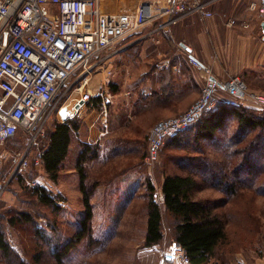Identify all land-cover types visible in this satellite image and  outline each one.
<instances>
[{
  "label": "rangeland",
  "instance_id": "1",
  "mask_svg": "<svg viewBox=\"0 0 264 264\" xmlns=\"http://www.w3.org/2000/svg\"><path fill=\"white\" fill-rule=\"evenodd\" d=\"M132 3L133 0H101L100 10L123 13L131 10ZM80 73L60 89L33 132L22 130L18 135V151L22 150L18 172L6 176L4 181L0 179V227L13 249L9 256L0 250V264H163L162 259L176 243L174 219L162 203L165 238L161 244L148 247V204L162 190L164 179L173 174L192 177L195 200L216 207L227 217L229 243L210 264H264V194H260L256 185H250L258 178L264 182V129L241 131L232 116L226 118L212 139L180 142V147L165 142L154 163L146 162L152 129L139 138L143 132L135 131L134 125L127 129L124 124L123 131L115 135L109 128L106 137L112 140L108 145L118 144L115 147L120 149L119 153L103 166L92 161L87 167H78L79 171L86 168L85 188L92 207V217L85 228L87 210L79 181L69 172L71 164H62L58 179L52 181L43 163L49 134L54 125L61 123L59 111L64 107L67 114H79L83 103L82 92L78 90ZM90 73L93 76L96 72L93 69ZM89 83L83 92L89 90ZM244 85L247 94L264 95L254 91V88L264 91V78L255 81L253 77ZM242 106L256 115H264V108L255 103ZM165 119L168 118L161 120ZM22 155L26 159L23 169L19 166ZM235 182L242 189L230 196L228 187ZM151 185L154 191L150 190ZM39 187L46 188L54 200L52 204L45 205L38 199L35 190ZM25 213L31 220L22 217ZM12 218L18 221L12 224ZM71 239L77 240L76 244L58 260V247ZM166 264L187 263L179 257Z\"/></svg>",
  "mask_w": 264,
  "mask_h": 264
},
{
  "label": "crops",
  "instance_id": "2",
  "mask_svg": "<svg viewBox=\"0 0 264 264\" xmlns=\"http://www.w3.org/2000/svg\"><path fill=\"white\" fill-rule=\"evenodd\" d=\"M204 1L212 17L189 13L168 27H162L166 20L158 18L102 52L95 58L101 60L102 67L88 82L90 100L82 101L79 114H67L64 107L59 111L60 124L70 126L68 150L60 166L71 164L69 172L79 181L80 192L88 176L85 167L84 171L81 169L83 174L78 167H87L92 161L103 166L119 153L120 149L115 147L118 144L108 145L112 140L106 137L110 131L115 135L123 131L124 124L127 129L134 125L135 131L143 132L139 138L145 137L153 124L194 104L209 75L220 82L239 76L246 85L253 77L255 81L264 78V17L252 7L259 0ZM230 21L234 24L230 25ZM191 57L204 70L194 67L189 61ZM108 70L112 71L110 77L106 76ZM254 91L264 94L262 88ZM228 95L231 96L220 90L221 100ZM198 124L169 137L166 143L180 147V142L199 143L214 138L204 137L196 127ZM57 125L49 134L46 148ZM20 131L0 146L1 181L18 170ZM57 179L50 176L52 181Z\"/></svg>",
  "mask_w": 264,
  "mask_h": 264
},
{
  "label": "built area",
  "instance_id": "3",
  "mask_svg": "<svg viewBox=\"0 0 264 264\" xmlns=\"http://www.w3.org/2000/svg\"><path fill=\"white\" fill-rule=\"evenodd\" d=\"M100 4L101 0H0V146L19 130L31 134L60 89L79 71L78 90L83 100H90L91 92L83 89L90 71L102 67L95 58L153 20L164 18L162 27H168L189 13L213 16L204 0H133L132 10L123 13H103ZM252 7L264 17V0ZM189 61L204 68L194 57ZM106 73L112 75L111 70ZM221 89L232 95L226 102L233 107L248 101L264 108V95L247 94L239 76L220 82L209 75L201 96L188 110L152 128L146 162L158 159L169 137L187 131L214 110ZM20 158V168H26L25 155ZM153 201L164 203L161 190ZM179 257L190 264L184 249L174 243L162 263Z\"/></svg>",
  "mask_w": 264,
  "mask_h": 264
},
{
  "label": "trees",
  "instance_id": "4",
  "mask_svg": "<svg viewBox=\"0 0 264 264\" xmlns=\"http://www.w3.org/2000/svg\"><path fill=\"white\" fill-rule=\"evenodd\" d=\"M229 94V93H228ZM228 98H231L228 95ZM227 97L219 100L214 110L208 113L202 122L196 127L204 137H214L215 133L223 126L226 118L232 116L238 123L239 130L264 129V115H256L253 111L241 107H233L226 102ZM246 101H244L245 103ZM248 102V101H247ZM195 126V125H194ZM192 127V126H191ZM70 126L58 124L55 132L50 135V146L45 149L43 163L45 170L51 177L57 178L60 164L63 161L70 140ZM83 174V171L80 169ZM83 179V178H82ZM264 194V182L258 178L250 183ZM154 187L151 185L150 190ZM164 195V205L166 211L174 219L173 239L180 245L189 259L190 264H210L222 252L223 246L229 242L228 222L224 213H220L216 207L195 200V182L190 176L170 175L167 176L161 186ZM239 182H235L228 187V194L235 196L240 190ZM81 192L83 193L84 205L87 210L84 226L90 222L92 217V207L89 194L82 182ZM38 199L45 205L54 202L52 196L45 187L35 190ZM148 220L146 245L148 247L159 245L163 242L165 235L163 232V214L161 206L151 200L148 204ZM25 220H31L28 214H22ZM12 224L18 220H10ZM84 228V229H85ZM77 240L71 239L64 245L58 247L57 257L60 260L75 244ZM0 250L4 256L11 255L12 248L6 239V235L0 227ZM60 250V251H59ZM221 259H224L223 257ZM224 259L223 261H225Z\"/></svg>",
  "mask_w": 264,
  "mask_h": 264
},
{
  "label": "water",
  "instance_id": "5",
  "mask_svg": "<svg viewBox=\"0 0 264 264\" xmlns=\"http://www.w3.org/2000/svg\"><path fill=\"white\" fill-rule=\"evenodd\" d=\"M263 28H264V24H263Z\"/></svg>",
  "mask_w": 264,
  "mask_h": 264
},
{
  "label": "bare ground",
  "instance_id": "6",
  "mask_svg": "<svg viewBox=\"0 0 264 264\" xmlns=\"http://www.w3.org/2000/svg\"><path fill=\"white\" fill-rule=\"evenodd\" d=\"M223 84V83H222Z\"/></svg>",
  "mask_w": 264,
  "mask_h": 264
}]
</instances>
